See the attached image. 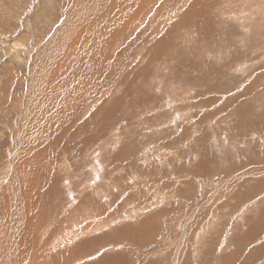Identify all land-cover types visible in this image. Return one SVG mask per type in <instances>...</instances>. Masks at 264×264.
I'll return each mask as SVG.
<instances>
[{"label":"rangeland","instance_id":"rangeland-1","mask_svg":"<svg viewBox=\"0 0 264 264\" xmlns=\"http://www.w3.org/2000/svg\"><path fill=\"white\" fill-rule=\"evenodd\" d=\"M83 1L0 0V169L21 147L36 55L69 15L102 21L110 2ZM171 1L56 61L60 86L98 83L51 147L50 177L32 174L34 224L0 193L20 264H264V0H190L181 15Z\"/></svg>","mask_w":264,"mask_h":264},{"label":"bare ground","instance_id":"bare-ground-1","mask_svg":"<svg viewBox=\"0 0 264 264\" xmlns=\"http://www.w3.org/2000/svg\"><path fill=\"white\" fill-rule=\"evenodd\" d=\"M202 1L204 0H200L197 6L201 7ZM82 2L84 1L82 0ZM168 3H172V1L110 0L109 8L104 12L102 21L100 19L83 17L74 19L75 15L74 17L69 15V20L65 21L63 25L65 28L64 32L52 38V41L47 43L36 55V57L41 58L42 62H37L38 69L37 67L34 71L31 69L30 73L32 75V80L29 82L28 87H30L33 94L28 91L27 105L24 108L25 112H23L21 118H18L19 131L15 132V139L17 142L21 143V147L19 149L18 146L14 149L16 152L18 148V153L13 155V158L10 157L11 160L9 164L0 169L1 174L5 178V181L3 180L0 182L1 196L5 194L10 197L12 202L9 200L11 202V206L9 207H12L16 211H20L22 224L25 229L34 224L37 197L39 195L38 190L41 185H43L31 184L36 180V178L32 179L34 177L32 174L41 179L50 177L48 172L57 160V158H53L50 155L52 152L51 147L60 142L59 138L62 139V137H60L62 135L60 130L70 125L69 119L71 116L76 113L77 108L84 105L80 102L81 99L98 83L97 80L96 83L93 82L83 86L69 83L60 86L61 84H59V81L53 80V74L57 71V68L53 70L56 61L60 57L65 58L69 56L70 53H75L78 48L82 49L80 43L83 42V40L86 43L90 34L93 35L94 41H96V39L100 41L101 37L112 36L119 30L123 29L128 32L142 23L161 19L169 8ZM177 5L179 8L176 9L175 15H181L185 10L196 11L195 6H190V0H177ZM76 6H78L77 2ZM234 6L237 7L235 4ZM104 10L105 7H103L100 13ZM201 10L203 13H210V11H205L203 8H201ZM100 13H97L96 16ZM236 15L239 16V14ZM76 16L79 17L78 15ZM167 20H172V16L165 19V22H167ZM165 26L166 25H164V28ZM100 63H103L102 59ZM61 64L62 62H58L55 66L59 67ZM61 68H63V65ZM42 71H44L45 74H43ZM24 101H26V99ZM86 101L87 100H85V102ZM61 143L62 141L60 144ZM5 173H8L9 178L5 176ZM2 175L0 177H2ZM23 175H30V177L27 178L25 176L26 178H24ZM37 186H39L38 189ZM4 198L6 199L5 196ZM3 203L0 214L4 218V222L10 227L11 233L5 238L0 223V247L5 250L4 256L6 257V263L1 259V264H20L16 259V251L19 250L16 249L19 248L24 241L22 229L14 219V214L12 213V216H10L11 213L7 214L9 205L8 200ZM66 256H68V254H66Z\"/></svg>","mask_w":264,"mask_h":264}]
</instances>
